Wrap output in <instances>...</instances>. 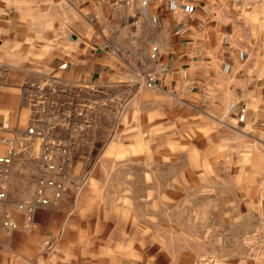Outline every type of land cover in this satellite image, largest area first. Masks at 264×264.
<instances>
[{
    "label": "rangeland",
    "instance_id": "rangeland-1",
    "mask_svg": "<svg viewBox=\"0 0 264 264\" xmlns=\"http://www.w3.org/2000/svg\"><path fill=\"white\" fill-rule=\"evenodd\" d=\"M28 52L11 66L9 40L0 44V113L16 91L18 121L69 144L62 213L109 239L111 264H264V114L224 95H183L155 73L57 81L53 51ZM39 153L16 159L11 202L33 195Z\"/></svg>",
    "mask_w": 264,
    "mask_h": 264
},
{
    "label": "crops",
    "instance_id": "crops-1",
    "mask_svg": "<svg viewBox=\"0 0 264 264\" xmlns=\"http://www.w3.org/2000/svg\"><path fill=\"white\" fill-rule=\"evenodd\" d=\"M178 3L172 10L168 0H9L0 44L9 40L11 66L30 50L53 51L48 70L57 81L155 73L183 95H224L239 112L264 114V0ZM15 92L0 113V123L15 121L12 128L22 124ZM66 196L38 208L29 228L15 211L21 226L8 232L1 215L0 264H111L109 239L62 213L70 208Z\"/></svg>",
    "mask_w": 264,
    "mask_h": 264
},
{
    "label": "built area",
    "instance_id": "built-area-1",
    "mask_svg": "<svg viewBox=\"0 0 264 264\" xmlns=\"http://www.w3.org/2000/svg\"><path fill=\"white\" fill-rule=\"evenodd\" d=\"M147 3V0H144ZM170 9L176 10L179 7L178 0H168ZM244 51H239L241 59L244 58ZM231 63L226 62L223 70L229 72ZM148 85H154V76H147ZM40 146L38 159L40 166L34 177L36 185L31 197L22 198L11 202L10 192L14 178V166L20 154L27 151L29 147ZM71 149L69 144L48 139L45 131L36 124L22 123L19 127L11 130L0 129V202L4 205L5 212L3 227L11 232L21 225L9 211L15 208L23 214L24 228H29L33 222L36 210L39 207L49 206L57 203L64 194L65 185L59 177L63 176V166L69 161ZM50 191V193H49Z\"/></svg>",
    "mask_w": 264,
    "mask_h": 264
}]
</instances>
